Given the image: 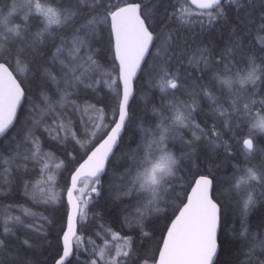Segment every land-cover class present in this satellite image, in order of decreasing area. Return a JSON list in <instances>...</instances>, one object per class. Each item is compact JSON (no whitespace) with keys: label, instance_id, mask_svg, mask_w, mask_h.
Listing matches in <instances>:
<instances>
[{"label":"snow or ice","instance_id":"6c2138e0","mask_svg":"<svg viewBox=\"0 0 264 264\" xmlns=\"http://www.w3.org/2000/svg\"><path fill=\"white\" fill-rule=\"evenodd\" d=\"M232 8L246 15L208 43ZM141 78L159 101L138 111ZM101 93L112 103H90ZM3 140L0 200L19 186L25 203L0 204V264H41L34 241L12 238L47 240L57 223L50 264H264V216L248 223L264 200V4L257 16L249 0H0ZM220 150L236 161L223 180ZM100 198L122 205L120 230ZM228 205L241 227L222 261ZM153 218L166 223L145 248Z\"/></svg>","mask_w":264,"mask_h":264},{"label":"trees","instance_id":"16d2710c","mask_svg":"<svg viewBox=\"0 0 264 264\" xmlns=\"http://www.w3.org/2000/svg\"><path fill=\"white\" fill-rule=\"evenodd\" d=\"M249 1H250L249 3L253 5V8L255 10V14L258 16L260 11H261V5L264 4V0H249ZM163 3H164L165 6H167V4L169 3V0H163ZM228 13H229L228 16H227V20H229L228 23H219V24H217L215 26L213 32L211 33V35H209L207 37V42L208 43H212V44H216V45H222L224 42H226L229 39V32H230V29L232 27L231 21L233 22V21H236V20H240L242 15H246L245 13H240L238 10H235V8H232L231 10L229 9ZM238 16L240 17V19H237V18H239ZM143 79L144 78H141L137 82V89H138V91H137V93H138L137 94V102H139V106H140V107L137 108L138 111H140L141 108L143 107V105L145 103V97H146V99L148 101L150 100L149 103H148V104H150V105H148L149 108L151 107L152 104H156L159 101V92H157L158 90H155L154 88H152L153 89L152 90L148 86L144 87ZM141 92L144 93V95ZM256 98L259 99V97H256ZM141 101H143V102H141ZM90 102L96 104L97 106L103 107L105 104H111L112 103V99H111L110 96L106 97V96H104L103 93H101L100 95H97L95 98H90ZM150 102H152V103H150ZM150 117L151 116L149 115L146 118L151 119ZM198 119L202 120L203 117H198ZM133 131H135V129H133ZM225 139H227V136L225 137ZM261 143H264V140H262ZM0 144H3L4 146H8L7 140L0 141ZM52 148L54 150H56L59 154H60L61 151H63V146H62V148L60 147L59 150L56 149L57 148L56 146H53ZM69 150H71V145H69ZM73 154H75V153H73ZM213 158L217 161V164H218V167L215 169V175H217L216 177H218L217 178L218 180H223V178H221V177H224V179H226L227 178L226 176L231 175L232 166L236 163L235 160L228 159L226 157V155H225V152L223 150H220L219 156H215ZM222 165H224V166H222ZM225 165L227 167H225ZM116 170L117 171H122L123 169L120 168V167H117ZM195 170L196 169L193 168V172H195ZM230 171H231V173H230ZM182 175H185V177L187 176L186 177L187 179L188 178L191 179V177H190L191 175L188 174L187 172L182 173ZM105 179H107V177ZM23 200H24V197H23L22 188L17 186L5 199L0 200V204L7 205L8 203L14 204L15 202L23 204V203H25V200L24 201ZM65 204H66V202H65ZM109 205H110V207H109ZM114 205H115V207H114ZM121 207H122V205L112 204L111 202L106 201L104 198H100L96 202V209L99 208V209H97V211H101V212L105 213V215H106L105 216V222L107 224H110L112 226V228L116 229V230H120V220L118 219V214H119V210H120ZM0 210H2V209H0ZM33 210L37 211V212L42 211L41 209H33ZM63 211H64V209H63V207H61V210L59 212H55V213L49 212V213H45V214L46 215L49 214L50 217L55 215L57 217V219H59V217L61 215H63ZM233 213H235L234 207L230 208V205H228V207L225 209V214H224V217H223V229H224V231L222 233L221 238L224 241V252L221 254V260L222 261H232V260H234L236 258L232 254V249L235 247V245L233 244L232 241H233V238L235 236V232H234L233 229H234V227H235L236 230H238V229L236 228V225L234 226L236 217L234 216ZM4 214L5 215H1L0 214V223H1L0 224V229H2L3 218L6 215H8L7 212H4ZM228 215H230V217ZM261 216H264V200L257 201V204H256L255 208L252 210V213L249 216V222H248L249 225L252 226L253 228H255V225L259 222V218ZM227 219L230 222V224H228V223L226 224L225 221ZM28 222H31V221H28ZM37 223H38V221H37ZM165 223H166V221L164 219L157 220V219L153 218L151 220V223H149L147 225L146 230L153 233V238H152V240L143 241V247L148 248L149 246H152V247L155 246V241L160 238L161 229L164 227ZM229 225H231V226L229 227ZM58 227H59L58 223L55 226H52V225L48 226V233L49 234L47 236V240H41L40 237L36 233H33V234L30 233V232L26 233L28 231L24 230V229H21L18 232H16L17 236H15L12 240H13L15 245H20L21 241L23 239H25V236H26V238H29L30 240L34 241L35 244H36V247L34 249L30 250L28 252V255L31 256L34 260L41 262V264H44V262H49V264H50L53 255H55ZM122 234L128 235V234H133V233H130L127 229H125ZM134 235H137V243H141V241L139 240V237H138V233L134 234ZM46 246H48V247H46Z\"/></svg>","mask_w":264,"mask_h":264},{"label":"rangeland","instance_id":"374dc122","mask_svg":"<svg viewBox=\"0 0 264 264\" xmlns=\"http://www.w3.org/2000/svg\"><path fill=\"white\" fill-rule=\"evenodd\" d=\"M143 85H145V82H144V79H143ZM145 86H147V85H145ZM144 86V87H145ZM107 91V90H106ZM91 103V102H90ZM92 104H94V103H92ZM96 105V104H95ZM97 106V105H96ZM97 107H100V106H97ZM85 119L87 120L88 119V117L87 116H85ZM51 121H49V123H50ZM45 140H46V143H45V145H44V147H45V150L46 151H52V152H54L56 155H60L56 150H54L52 147L53 146H56V145H54V144H52V142H50V141H47V139H46V137H45ZM52 146V147H51ZM57 147V146H56ZM61 148H62V146H60ZM57 149V148H56ZM234 206L233 205H230V208H233ZM0 209H2V210H0V214L1 215H5L4 214V212H7L6 211V209L5 208H3V207H0ZM234 210H235V213H233L234 214V216L236 217L235 219V224H234V226L236 225V228L237 229H240V227H241V222H240V215H239V211L237 210V209H235V207H234ZM18 211V212H17ZM17 211H15L14 210V214H12L13 212H11L10 214L11 215H20L21 214V212H20V210H18L17 209ZM7 214H9L8 212H7ZM229 217H230V215H228ZM229 219V218H228ZM228 219L225 221L226 222V224L228 223V224H230V222L228 221ZM248 222H249V220H248ZM232 224V223H231ZM231 225H229V227H230ZM228 227V228H229ZM233 227V226H232ZM227 228V229H228ZM233 230H236L235 229V227H234V229Z\"/></svg>","mask_w":264,"mask_h":264},{"label":"bare ground","instance_id":"6f19581e","mask_svg":"<svg viewBox=\"0 0 264 264\" xmlns=\"http://www.w3.org/2000/svg\"><path fill=\"white\" fill-rule=\"evenodd\" d=\"M250 2V1H249ZM231 10V9H230ZM236 10V9H235ZM237 12V11H236ZM229 14V13H228ZM234 15V14H233ZM230 16V15H229ZM239 17V16H238ZM236 19V18H235ZM237 19H240V17L239 18H237ZM229 21V20H228ZM231 23H232V21H231ZM145 79V78H144ZM145 86V85H144ZM146 87V86H145ZM141 88V87H140ZM152 89V88H151ZM153 90V89H152ZM156 90V89H155ZM154 90V91H155ZM144 92V91H143ZM147 92V91H146ZM149 92V91H148ZM158 92V91H157ZM142 93V92H141ZM138 94V93H137ZM143 95H144V93H142ZM148 94V93H147ZM146 95V94H145ZM157 95V94H156ZM140 96V95H139ZM154 96V95H153ZM145 97V96H144ZM139 98V97H138ZM145 99H146V97H145ZM257 99V98H256ZM156 100V99H155ZM144 101V100H143ZM143 101H141V102H143ZM150 101V100H149ZM150 103H152V102H150ZM138 104H139V102H138ZM143 105V104H142ZM148 105H150V104H148ZM151 118V117H150ZM148 119V118H147ZM220 166V165H219ZM222 166H224V165H222ZM117 167H119V166H117ZM225 167H227L226 165H225ZM231 167V166H230ZM230 170V169H229ZM231 171H232V169H231ZM231 171H230V173H231ZM228 174V173H227ZM225 175V174H224ZM217 176V175H216ZM219 176V175H218ZM187 177V176H186ZM189 177V176H188ZM191 177V176H190ZM221 177V176H220ZM227 177V176H226ZM218 178V177H217ZM221 178H223L224 179V177H221ZM187 179V178H186ZM189 179V178H188ZM220 179V178H219ZM20 194V193H19ZM22 198V197H21ZM19 199V198H18ZM21 201V200H20ZM24 201V200H23ZM66 202V201H65ZM16 203V202H15ZM14 203V204H15ZM106 203V202H105ZM17 204V203H16ZM113 206V205H112ZM117 206V205H116ZM109 207H110V205H109ZM114 207H115V205H114ZM105 208V207H104ZM97 209H99V208H97ZM108 210V209H107ZM15 211H17V210H15ZM103 211V210H102ZM106 211V210H105ZM13 213L12 214H14V211H12ZM18 212V211H17ZM49 213V212H48ZM110 213V212H109ZM47 215H49V214H47ZM110 215V214H109ZM106 216V215H105ZM108 219V218H107ZM110 221V220H109ZM109 223V222H108ZM1 224V223H0ZM3 225V224H2ZM21 230V229H20ZM24 230H26V229H24ZM18 232V231H17ZM26 232V231H25ZM26 233H29V232H26ZM20 234V233H19ZM18 234V235H19ZM33 234V233H32ZM23 235V234H22ZM17 236V235H16ZM30 236V235H29ZM24 237V236H23ZM33 237V236H32ZM35 237V236H34ZM14 238V237H13ZM12 238V239H13ZM22 238V237H21ZM25 238H26V236H25ZM38 238V237H37ZM16 239V238H15ZM29 239V238H28ZM18 241V240H17ZM38 242V241H37ZM36 242V243H37ZM45 243V242H44ZM17 244V243H16ZM20 244V243H19ZM47 244V243H46ZM44 246V245H43ZM41 247V246H40ZM46 247H48V246H46ZM44 250V249H43ZM46 250V249H45ZM48 251V250H47ZM33 252V251H32ZM35 252V251H34ZM50 252V251H49ZM43 254V253H42Z\"/></svg>","mask_w":264,"mask_h":264}]
</instances>
